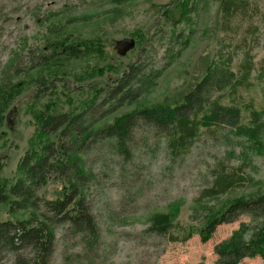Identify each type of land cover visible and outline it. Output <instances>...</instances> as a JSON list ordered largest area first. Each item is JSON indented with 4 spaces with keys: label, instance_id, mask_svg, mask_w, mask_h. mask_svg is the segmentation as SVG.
<instances>
[{
    "label": "rangeland",
    "instance_id": "obj_1",
    "mask_svg": "<svg viewBox=\"0 0 264 264\" xmlns=\"http://www.w3.org/2000/svg\"><path fill=\"white\" fill-rule=\"evenodd\" d=\"M170 1L0 0V89L11 90L16 84L22 87L15 99L3 104L7 108L3 112L5 118L0 119V178L15 179L18 164L29 149L28 140L35 124L32 113L27 112L28 104L53 101L57 109L67 110L70 108L67 100L72 98L74 106H80L92 95L88 84L99 85V80L109 76V64L116 65L121 72L137 56L142 39L133 34L139 31L147 34V47L153 55L160 56L167 48L176 52L181 47L171 44L174 26L158 19L155 7ZM219 2L201 0L198 12L192 17L193 25L183 23L175 27V32L182 30L185 37L193 29L181 55L150 91L106 117L99 126L131 110L177 98L205 74L208 66H213L216 78L215 86L205 93L209 110L218 112L225 105L239 104L243 108L242 118L238 122L233 117L224 118L221 123L225 127L219 139L205 137L177 166L170 164L163 143L151 133L136 136L130 144V158L118 154L109 144L92 151L97 164L109 165L141 184L147 192L145 199L136 205L141 211L128 212L130 215L116 221L98 211L100 221L112 228L111 243L98 253V264H215V246L242 222H248L247 215L219 225L208 241H203L197 233L187 241L172 242L166 238H142L140 232L151 225L153 214L169 212L174 201H184L178 221L183 228H189L201 226L207 207L221 210L234 198L264 191V152L247 150L248 138L234 133L240 124H252L245 104L251 102L264 118V0H249L246 13L236 18L228 31L220 29ZM128 37L136 39V46L123 56L117 43ZM98 39L103 43V52L97 47L88 48L85 57L69 61L62 70L53 67L27 70L29 52L45 51L44 48L58 41L81 44ZM87 65L102 68L105 76L80 82L75 74L83 73ZM245 68L249 75L244 80ZM50 82H54L53 88L37 97V87L45 88ZM230 129L233 134L226 136ZM261 137L264 140V134ZM218 159L242 168L245 180L225 194L202 201L198 211L195 200L211 184L210 168ZM107 182L112 188L99 185L97 199L114 197L118 182L115 177ZM60 188V182H50L45 194L53 197ZM26 216L28 212L22 211L11 215L8 207L0 204V219ZM66 244L70 250H78L74 238L64 239L59 235L54 253L56 264H62L61 254ZM239 264H264V261L253 257Z\"/></svg>",
    "mask_w": 264,
    "mask_h": 264
},
{
    "label": "trees",
    "instance_id": "obj_2",
    "mask_svg": "<svg viewBox=\"0 0 264 264\" xmlns=\"http://www.w3.org/2000/svg\"><path fill=\"white\" fill-rule=\"evenodd\" d=\"M200 2L171 0L168 4L155 6L158 19L174 26L171 44L181 46L176 52L167 48L160 56L151 54L147 34L139 31L133 34L142 39L137 56L121 72L116 65L109 64V76L99 80V85L98 82L88 84L92 95L80 106H74L72 98L67 100L70 105L67 110L57 109L53 101L27 105V112L33 115L35 131L28 140L29 149L18 164L17 177L0 178V204L7 206L11 215L22 211L28 212V216L0 219V264L5 261L10 264H56L54 253L59 235L64 239L74 238L78 247V250H70L68 244L64 246L62 264H98L97 255L110 245L109 237L112 236V228L100 221L98 211L107 214L110 220L130 215L128 212L141 211L136 205L145 199L147 192L141 184L109 165L97 164L92 153L95 148L109 144L118 154L130 158V144L136 136L151 133L163 143L170 164L177 166L205 137L219 139L225 127L221 123L224 118L241 120L243 108L239 104L225 105L218 112L209 110L205 93L215 86L216 78L213 66H208L205 74L177 98L131 110L99 126L106 117L150 91L181 55V50L190 42L193 29L185 37L182 30L175 32V27L183 23L193 25L192 17L198 12ZM249 5V0H220V29L228 31L235 19L246 13ZM50 45L44 48L45 51L29 52L27 70L46 67L62 70L69 61L85 57L88 48L104 51L99 39L81 44L58 41ZM245 69L244 80L249 75ZM105 74L102 68L87 65L83 73L75 74V77L82 82ZM53 86L54 82L45 88L38 86L36 96L45 94ZM65 87L68 88L67 82ZM21 91L20 84L11 90L0 89V119L5 118L3 112L7 107L3 104L15 99ZM245 110L252 124H240L234 133H242L248 138L247 150L263 153V114L251 102L245 104ZM226 133V136L233 134V129ZM225 162L218 159L211 165V184L204 187L195 200L196 210H200L202 201L225 194L245 180L242 168ZM114 177L118 182L117 190H113L114 197L97 199L99 185L111 189L107 181ZM50 182L61 183L53 197H47L44 190ZM183 204V200L174 201L169 205V212L153 214L151 225L140 232L141 237L179 242L187 241L197 233L203 241H208L219 225L247 215L248 222H242L228 238L215 246V264H239L245 258L253 257H261L264 261V191L234 198L221 210L212 211L213 207H207L201 226L189 228H183L178 221Z\"/></svg>",
    "mask_w": 264,
    "mask_h": 264
},
{
    "label": "water",
    "instance_id": "obj_3",
    "mask_svg": "<svg viewBox=\"0 0 264 264\" xmlns=\"http://www.w3.org/2000/svg\"><path fill=\"white\" fill-rule=\"evenodd\" d=\"M119 53L125 56L130 50L134 49L136 46V39L134 38H124L118 41Z\"/></svg>",
    "mask_w": 264,
    "mask_h": 264
}]
</instances>
